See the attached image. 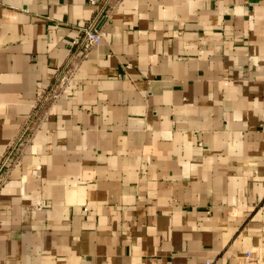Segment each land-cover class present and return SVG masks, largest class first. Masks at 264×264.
<instances>
[{
	"label": "crops",
	"instance_id": "1",
	"mask_svg": "<svg viewBox=\"0 0 264 264\" xmlns=\"http://www.w3.org/2000/svg\"><path fill=\"white\" fill-rule=\"evenodd\" d=\"M13 147L0 264H264V0H0V167Z\"/></svg>",
	"mask_w": 264,
	"mask_h": 264
},
{
	"label": "built area",
	"instance_id": "2",
	"mask_svg": "<svg viewBox=\"0 0 264 264\" xmlns=\"http://www.w3.org/2000/svg\"><path fill=\"white\" fill-rule=\"evenodd\" d=\"M93 4L97 2V0H91ZM107 7L108 4L100 10V12L94 17V19L87 25L81 26L80 36L75 40L74 47L70 51L66 62L59 69L57 76L54 82L47 88L43 89L39 93V101L35 106L33 115L29 122L26 124L25 130H29L32 127L35 119L38 118L41 109L51 100H56L60 98L63 94L65 88L69 84V82L74 77V74L79 66L80 60L85 58L88 52L95 46L99 45L103 39L102 33V23L104 21L105 15H107ZM14 147L10 149V151L6 154V156L2 160V164L0 169H3L6 164L12 163L13 155H14ZM1 172V171H0ZM253 251H249L247 256L250 261L249 264H254L256 260L253 259ZM206 264H211L210 261H207Z\"/></svg>",
	"mask_w": 264,
	"mask_h": 264
}]
</instances>
